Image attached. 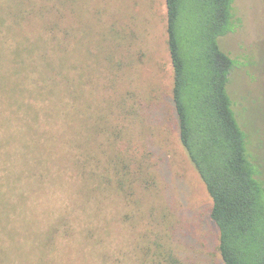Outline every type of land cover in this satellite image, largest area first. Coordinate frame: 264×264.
<instances>
[{"label": "rangeland", "instance_id": "rangeland-1", "mask_svg": "<svg viewBox=\"0 0 264 264\" xmlns=\"http://www.w3.org/2000/svg\"><path fill=\"white\" fill-rule=\"evenodd\" d=\"M53 1L64 8L53 23L57 28H38L41 19L31 14L36 27L32 21L23 29L26 37L40 32L43 38L27 67L0 53V68L22 80L38 112L22 139L28 148L15 140L0 146L1 154L10 151L0 160V177L7 166L14 178L42 181L40 189L19 181L26 206L16 216L34 220L36 232L62 218L44 253L53 264H140L141 249L151 242L152 251L171 250L177 264H222L217 229L208 219L210 198L178 139L165 0ZM233 11L239 27L219 38L235 61L227 91L264 180V0H234ZM56 13L49 7L41 16ZM42 52L54 66L58 57L65 62L46 69ZM20 122L14 117L12 124ZM36 140L49 155L34 146ZM118 161L129 172L127 198L116 191V181H100L103 175L113 181ZM82 183L85 193L78 191ZM7 239L0 232V245ZM152 251L144 264H165Z\"/></svg>", "mask_w": 264, "mask_h": 264}, {"label": "trees", "instance_id": "trees-1", "mask_svg": "<svg viewBox=\"0 0 264 264\" xmlns=\"http://www.w3.org/2000/svg\"><path fill=\"white\" fill-rule=\"evenodd\" d=\"M233 2L165 0L166 41L172 69L171 101L179 142L211 201L208 219L217 229L216 249L222 264H264V180L261 166L252 157L246 135L237 123L227 91L235 61L219 44L220 37L239 27ZM49 7L56 8V17L41 16ZM62 10L61 1L0 0V53L7 51L13 61L20 62L21 69L27 67L35 49L43 42L40 32L30 38L25 36L23 29L30 25L26 23L33 21L34 27L37 23V20L30 19V15H38L41 19L38 28L53 31L58 27L53 23L61 19ZM9 36H14L12 44H9ZM40 55L46 69H60L65 62L64 56L58 57L54 66L44 52ZM13 68L12 73L19 66ZM10 74L7 69L0 68V102L3 106L0 108V146L7 147L15 140L25 149L29 146L22 139L33 130L32 121L38 118V112L27 102V88L22 80ZM22 108L23 114H20ZM14 117L21 121L19 125L13 126ZM81 141L86 144L88 139ZM34 146L43 147V152L50 154L38 140L34 141ZM2 151L0 160L10 157L9 150ZM23 163L28 165L27 161ZM126 167L118 161L113 165V181L105 175L100 181L107 185L116 181L117 189L115 185L114 188L127 198L130 195L129 172L121 170ZM3 169L4 176L0 177V232L6 234L9 244L0 245V264H53L45 259L44 253L54 242L62 218L43 232H36L34 220L25 218L24 213L23 217H17L16 214L26 206V192L19 189V181L24 188L38 183L39 189L42 181L37 179L36 184L22 181L14 178L7 166ZM29 171L33 173L32 166ZM86 190V184L79 185V192L85 193ZM21 229L25 237L23 242L18 239ZM29 241L27 251L25 246ZM151 244L141 249L140 264L151 258ZM168 250L162 246L152 252L154 256L164 257L165 264H177V258Z\"/></svg>", "mask_w": 264, "mask_h": 264}]
</instances>
